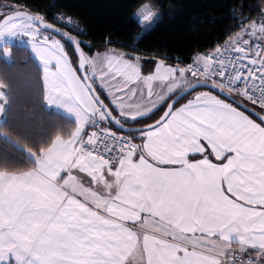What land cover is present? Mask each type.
Returning <instances> with one entry per match:
<instances>
[{"label": "snow or ice", "instance_id": "snow-or-ice-1", "mask_svg": "<svg viewBox=\"0 0 264 264\" xmlns=\"http://www.w3.org/2000/svg\"><path fill=\"white\" fill-rule=\"evenodd\" d=\"M243 7L222 45L147 74L85 51L67 13L0 7V60L23 44L64 121L16 125L0 78V264H264V9ZM133 18L142 39L160 11Z\"/></svg>", "mask_w": 264, "mask_h": 264}, {"label": "trees", "instance_id": "trees-1", "mask_svg": "<svg viewBox=\"0 0 264 264\" xmlns=\"http://www.w3.org/2000/svg\"><path fill=\"white\" fill-rule=\"evenodd\" d=\"M38 10L48 19L54 12L71 15L78 20L84 35L81 40L90 53L116 51L127 57L138 56L143 70L156 60L165 59L180 66L189 63L200 53H207L238 30V16L243 5L244 16L260 18L264 0H145L160 11L158 23L140 39L141 25L133 18L138 0H0ZM12 6V5H11ZM235 10V12L233 11ZM14 63L0 60V78L12 86L11 118L19 127L39 137L62 121L42 102V72L29 59L25 47L14 46ZM150 122V121H147ZM10 145L0 142V155ZM18 167L23 163L13 161Z\"/></svg>", "mask_w": 264, "mask_h": 264}, {"label": "crops", "instance_id": "crops-1", "mask_svg": "<svg viewBox=\"0 0 264 264\" xmlns=\"http://www.w3.org/2000/svg\"><path fill=\"white\" fill-rule=\"evenodd\" d=\"M15 46H21V47H24V45L23 44H20L19 42H17V44L15 45ZM103 52H106V51H103ZM103 52H101V53H103ZM127 58H130V57H127ZM165 61V64L166 65H173V66H175V65H179L178 63H176V62H172V61H167V60H164ZM159 62V60H156V61H154L149 67H148V69L145 71V69L143 70V67H144V64L142 63V61L139 59V63H140V65H141V68H142V72L144 73V74H147V73H149V72H153L154 70H155V66H156V63H158ZM180 66V65H179ZM42 83H43V80H42ZM95 87L97 88V90L98 91H100L103 95H107L106 94V92H105V90H104V88H103V86L101 85V82H100V79L99 78H97V80L95 81ZM183 102V101H182ZM48 109V108H47ZM49 110V109H48ZM50 111V110H49ZM126 264H136V262H135V260H134V258H133V256L132 255H130L129 257H128V259H127V261H126Z\"/></svg>", "mask_w": 264, "mask_h": 264}, {"label": "rangeland", "instance_id": "rangeland-1", "mask_svg": "<svg viewBox=\"0 0 264 264\" xmlns=\"http://www.w3.org/2000/svg\"><path fill=\"white\" fill-rule=\"evenodd\" d=\"M5 5H12V6H16V7H18L19 9H21V6H19V5H17V4H11V3H9V2H1L0 1V7H3V6H5ZM27 10H29L28 8H26ZM29 11H31V10H29ZM259 19V18H258ZM257 19V20H258ZM159 60H165V59H159Z\"/></svg>", "mask_w": 264, "mask_h": 264}, {"label": "built area", "instance_id": "built-area-1", "mask_svg": "<svg viewBox=\"0 0 264 264\" xmlns=\"http://www.w3.org/2000/svg\"><path fill=\"white\" fill-rule=\"evenodd\" d=\"M192 62H193V59H192V61H191V62L184 64V66H185V65H187V64H190V63H192Z\"/></svg>", "mask_w": 264, "mask_h": 264}]
</instances>
